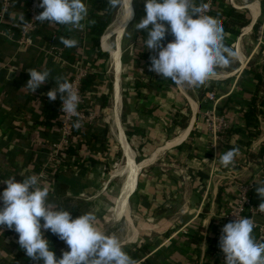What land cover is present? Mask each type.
<instances>
[{
    "label": "crops",
    "instance_id": "obj_1",
    "mask_svg": "<svg viewBox=\"0 0 264 264\" xmlns=\"http://www.w3.org/2000/svg\"><path fill=\"white\" fill-rule=\"evenodd\" d=\"M27 2L13 0L0 29V190L10 177L20 181L38 175L51 162L50 146L60 134L54 123L45 122L46 93L56 87L55 79L73 77L84 65L89 72L93 70L88 52L94 24L100 28V46L109 57L97 60L95 84L84 106L99 107L100 115L94 124L78 127L73 144L77 148L69 151L72 160L64 161L56 171L50 165L45 169L49 179H39L49 189L47 205L62 210L63 205L78 203L83 213L95 216L101 231L116 234L123 249L145 246L138 259L128 254L131 261L223 264L222 250L207 254L209 243L203 236L220 238L223 225L229 222L221 213L234 198L237 184L264 185V159L256 162L251 156L264 142V110L257 115L256 126L248 125L244 117L255 91L254 73L264 80V41L258 39L264 27V0L214 1V19L218 17L213 12H222L230 4L247 9L251 20L232 42L238 54L235 68L217 70L215 77L200 86H176L150 70L153 50L143 45L147 30L135 28L146 14L145 0H132L134 14L127 25L124 11L109 0H84L88 13L80 26L39 21L33 44L21 46L15 37ZM203 2L193 0V6ZM117 33L123 34L114 41ZM58 35L77 41L73 47H58L53 41L62 60L46 53L50 37ZM42 66L49 69L50 77L33 92L26 86L27 70ZM213 83L217 85L213 90L218 96L217 108L227 112L232 122L227 143L209 138L202 115L199 88H207L206 97ZM259 95L264 96V89ZM230 146L235 149L234 159L225 167L219 157ZM59 172H66L72 188L60 196L53 190ZM256 187L252 195L259 206L264 197ZM254 218L262 220L258 214ZM195 236L200 239L196 241ZM252 236L264 243L254 228ZM17 240L13 229L0 236V264H13L23 250ZM66 250L68 246L59 239L55 246L58 258Z\"/></svg>",
    "mask_w": 264,
    "mask_h": 264
},
{
    "label": "clouds",
    "instance_id": "obj_2",
    "mask_svg": "<svg viewBox=\"0 0 264 264\" xmlns=\"http://www.w3.org/2000/svg\"><path fill=\"white\" fill-rule=\"evenodd\" d=\"M109 3L123 9V22L127 25L134 14L132 0L127 3L109 0ZM39 7L43 10L34 17L36 20L72 27L80 26L88 13L84 0H39ZM206 7L193 6V0H145L146 14L135 24L136 29L147 30L143 45L153 50L150 70L176 86L203 85L215 77L217 69L229 66L238 55L224 44L220 23L212 16L201 14ZM169 31L174 39L165 43ZM61 40L64 47L77 43L63 36ZM27 71L26 86L33 92L50 77L49 69L44 66ZM55 81L56 87L46 93L48 99L55 100L59 93L61 112L76 115L80 103L78 91L66 79ZM234 154L235 149L223 152L220 164L229 166ZM5 183L7 186L0 190V226L18 234V244L35 264H132L119 240L96 226L92 213L73 218L68 210L49 207L46 203L49 189L39 184L36 174L20 181L10 177ZM255 191L264 197V185H257ZM259 207L264 211V202ZM253 228L249 218H237L223 225L219 238L223 264H264V243L253 239ZM43 230H50L68 246L59 258Z\"/></svg>",
    "mask_w": 264,
    "mask_h": 264
},
{
    "label": "built area",
    "instance_id": "obj_3",
    "mask_svg": "<svg viewBox=\"0 0 264 264\" xmlns=\"http://www.w3.org/2000/svg\"><path fill=\"white\" fill-rule=\"evenodd\" d=\"M13 0H1L0 7V29L3 23L8 19ZM215 0H205L201 5H207L203 9V15L212 16V10ZM43 9L39 7V0H28L26 4L25 17L23 21L18 25V33L15 37L17 43L21 46H31L33 44V36L36 34L38 29L39 21L34 17L41 12ZM258 39L264 41V27L262 30H259ZM55 36L50 37V48H47L46 53L51 59H61V51L59 52L53 46V41ZM89 72V67L84 65L80 67L77 73L70 78H67L70 83H72L75 90L78 91L80 96V103L77 108L76 115H68L61 112L62 100L60 99V94H57L55 100H59V115L58 118L54 121V125L57 126L59 130L60 137L57 141L51 143V162L44 166V169L38 173L39 179L47 181L49 179L46 172V168H50V165L56 168L60 167L61 164L66 161L72 160L70 154V147L76 142V129L74 125L79 123V125H92L95 123L96 119L100 115V109L97 106H86L84 104L87 102L90 97V90L83 91L81 89V82ZM65 80V79H64ZM63 81V80H62ZM61 81V82H62ZM217 93L213 90H209L206 93L207 105L202 109V115L204 122L208 129L209 138L211 140H219L223 143L229 142L230 139V130L232 129V122L227 112H221L217 108ZM256 187L254 182L249 183H239L236 185V192L234 193V198L228 202V207L223 210L222 218L226 221H234L237 218H249L254 224V229L259 237V239L264 242V211L260 209L259 206L254 204V198L252 195V190ZM258 214L262 217V220H256L254 215ZM12 229L7 228V226H0V236L10 232ZM46 233V238H49V231ZM141 262H134L132 264H140Z\"/></svg>",
    "mask_w": 264,
    "mask_h": 264
},
{
    "label": "trees",
    "instance_id": "obj_4",
    "mask_svg": "<svg viewBox=\"0 0 264 264\" xmlns=\"http://www.w3.org/2000/svg\"><path fill=\"white\" fill-rule=\"evenodd\" d=\"M264 5V2H263ZM213 14L217 15L218 22L220 23L222 29H223V42L224 44L231 48L233 50L232 42L235 40L236 36L239 35L241 32V29L250 23V15L247 9H238L230 4H226L222 10V12H213ZM258 23L255 25V29H257ZM99 27L95 26L94 24L91 25L90 31L94 34L93 41L91 45L89 46V52L88 54L90 57V64L91 67H93V70L89 72L85 78L81 82V89L83 91L90 89L95 84V78H96V72L94 71V68L96 67V62L99 58L104 59L107 61L109 54L107 51H104L100 46V33H99ZM173 37L172 34H167L165 41H169V39ZM236 62L235 59L232 60V62L229 64V66L221 69H217L218 71H230L233 68H235ZM254 79H255V91L253 93V97L249 101V109L247 112H245L244 117L246 119V122L248 125L256 126L258 123L257 115L259 113H263L264 110V96L259 95V91L264 89V80L262 76L258 73H254ZM218 82V80L215 81V83ZM217 85H211L209 86V89L216 90ZM207 88L200 87L199 88V98L201 101V106L205 107L206 104V97L205 92ZM44 113L46 115L45 122L47 124H53L54 121L58 118L59 115V100H49L48 97L46 98L45 107H44ZM76 133H78V128L76 129ZM232 149H234L232 146H230ZM73 148V149H71ZM76 145H73L70 147L71 151H74L76 149ZM252 158L259 162L260 159H264V142L258 152H253L251 154ZM66 173V172H65ZM65 173L59 172L55 174V184L53 186V190L55 194L58 196L63 195L66 193L67 190H72L71 186H69V182L66 181ZM72 175V170L68 172ZM64 180L67 182H64ZM62 210H68L71 212L72 217L75 218L76 216H79L84 212V208H82V205L80 206L78 203L72 204L71 206L63 205ZM207 239L209 246L207 248V254L212 255L214 254L219 247V239L207 234L206 236H203V238ZM49 244L50 247H52L55 251V246L59 238L50 232L49 234ZM194 239L198 241L200 239L199 236H195ZM145 246L138 247L136 249H128L124 248L123 250L130 254V257L133 259H138L141 257V255L144 253ZM57 256V255H56ZM58 258V256H57ZM13 264H35V262L28 256H26L24 250H20L17 255L13 259ZM202 264V263H200Z\"/></svg>",
    "mask_w": 264,
    "mask_h": 264
},
{
    "label": "water",
    "instance_id": "obj_5",
    "mask_svg": "<svg viewBox=\"0 0 264 264\" xmlns=\"http://www.w3.org/2000/svg\"><path fill=\"white\" fill-rule=\"evenodd\" d=\"M63 35H58L57 36V38L55 39V43H56V46H58V47H62L63 46V44H62V40H61V37H62ZM64 37V36H63Z\"/></svg>",
    "mask_w": 264,
    "mask_h": 264
},
{
    "label": "rangeland",
    "instance_id": "obj_6",
    "mask_svg": "<svg viewBox=\"0 0 264 264\" xmlns=\"http://www.w3.org/2000/svg\"><path fill=\"white\" fill-rule=\"evenodd\" d=\"M119 10H120V12H121V9L119 8ZM263 29V27H261V29L260 30H262ZM124 32V31H123ZM119 33H117L114 37H113V39H114V41H117L118 40V38H117V35H118ZM123 33H121V34H119V36L120 35H122ZM112 236H114V237H116V234H112ZM65 243V242H64Z\"/></svg>",
    "mask_w": 264,
    "mask_h": 264
},
{
    "label": "bare ground",
    "instance_id": "obj_7",
    "mask_svg": "<svg viewBox=\"0 0 264 264\" xmlns=\"http://www.w3.org/2000/svg\"><path fill=\"white\" fill-rule=\"evenodd\" d=\"M121 12L123 13V9H121ZM112 32H113V30L107 35V37L106 38H109L110 36H111V34H112ZM131 149V148H130ZM131 181V180H130ZM128 213V212H127ZM129 215V214H128ZM124 216H127V215H124ZM128 221V220H127ZM124 223V222H123ZM122 223V224H123ZM134 233V232H133Z\"/></svg>",
    "mask_w": 264,
    "mask_h": 264
}]
</instances>
